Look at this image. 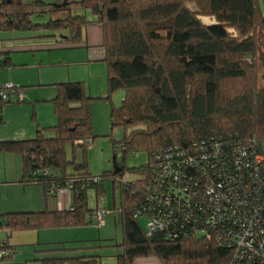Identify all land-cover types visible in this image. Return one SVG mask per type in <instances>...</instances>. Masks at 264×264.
Returning a JSON list of instances; mask_svg holds the SVG:
<instances>
[{
  "label": "trees",
  "instance_id": "obj_1",
  "mask_svg": "<svg viewBox=\"0 0 264 264\" xmlns=\"http://www.w3.org/2000/svg\"><path fill=\"white\" fill-rule=\"evenodd\" d=\"M200 15L215 22L205 23ZM91 23L102 27L95 59L107 65L106 98L126 91L111 113L112 128L125 130L122 140L113 139L116 166L94 175L84 156L79 161L76 150L85 154L98 137L95 97L85 82H59L50 99L57 124L40 125L31 138L0 140V149L21 155L22 181L41 183L46 198L72 183V204L0 214L6 231L0 263L13 260L16 246L8 239L15 230L97 221V211L106 207H90L88 192L93 188L100 195L110 176L121 185L124 236L117 243V264L150 258L159 264H237L233 234L243 227L248 186L255 179L249 165L256 153L264 155V0H0V32L44 29L45 35L61 34L83 46ZM1 52L0 67L12 64ZM11 102L0 96V123ZM137 153H146L148 163L126 167L127 156ZM131 174L136 177L129 179ZM211 188L213 196L220 194L217 201ZM141 216L161 228L149 234ZM87 248L41 244L36 251L45 256L35 260L102 264L100 254L75 253Z\"/></svg>",
  "mask_w": 264,
  "mask_h": 264
},
{
  "label": "rangeland",
  "instance_id": "obj_2",
  "mask_svg": "<svg viewBox=\"0 0 264 264\" xmlns=\"http://www.w3.org/2000/svg\"><path fill=\"white\" fill-rule=\"evenodd\" d=\"M52 2L53 0H45ZM190 8L199 10L195 2L189 3ZM202 20L209 21L210 16L200 15ZM89 18H93L89 15ZM34 20L46 21V17H35ZM4 40L1 51L11 48L9 55L18 65L12 67H0V84L2 86L13 85L15 82H24L23 88H2L11 93L9 98L11 104H5L6 117L0 123V137L10 139H20V135H27L25 138L34 137L37 134L40 124L50 126L57 124L58 116L55 112L51 96L57 91V84L65 81H82L87 86V91L95 98L92 100L93 128L98 137L95 139L85 154L82 149H77L76 154L79 161L85 157L94 175H103L114 168V142L122 140L125 130L122 127L112 128L111 113L113 107L122 104L126 91L120 89L114 92L111 98L107 97V65L103 60L90 59L91 49L100 47L102 43V27L99 24L87 25V41L83 46H76L70 41L61 39L58 36L45 35L47 31L38 29L35 31L6 30L1 31ZM88 43V46H87ZM5 47H4V46ZM5 48V49H4ZM262 82L264 83V67L262 69ZM25 92V101H18V93ZM35 114V116H34ZM72 149L69 155L72 156ZM121 160V159H119ZM149 157L146 153L130 154L125 161L126 167L140 166L148 163ZM22 157L18 152H7L0 149V210L10 207L15 210L20 206H44L45 210L55 209L60 202V196H49L46 198L44 188L41 183L22 181ZM134 174L129 175V179H134ZM68 192V191H67ZM121 185L114 182L109 176L105 178L104 188L100 195L91 188L88 192V202L90 207H103L107 212L106 223L100 228L93 218V223L79 227L64 228L57 234L60 236H71L75 239H63L52 242L55 244L66 243L69 246L82 244L91 246L85 250L75 252L77 254L98 255L102 264H117V254L122 249L117 245L123 239V226L120 207ZM116 206V207H115ZM24 208V207H20ZM38 208V207H36ZM26 210V209H19ZM39 211V210H35ZM10 212V211H4ZM2 219V215H0ZM3 220V219H2ZM141 224L146 228L148 219L140 217ZM41 233L54 229H40ZM39 230H28L21 232H33ZM101 233V234H100ZM2 233L0 232V236ZM13 236L10 237L12 240ZM70 238V237H69ZM31 237H18L19 248H16L14 262L0 264H41L36 258L45 256L42 252L33 249L30 254L25 250L31 248ZM49 244V243H48ZM47 245V244H45ZM50 246V245H49ZM94 247V248H92ZM16 260H21L17 262Z\"/></svg>",
  "mask_w": 264,
  "mask_h": 264
},
{
  "label": "built area",
  "instance_id": "obj_3",
  "mask_svg": "<svg viewBox=\"0 0 264 264\" xmlns=\"http://www.w3.org/2000/svg\"><path fill=\"white\" fill-rule=\"evenodd\" d=\"M1 49L2 43L0 42V58L3 57ZM2 88L16 89L13 85L3 86ZM10 94L7 90H4L0 93L1 99L9 98ZM18 97L23 98L21 91L18 93ZM241 152L243 155H247L246 150ZM249 167L250 170L255 172V179L253 184L248 186L250 191L246 203L247 210L243 215V227L233 234V239L237 249V264H264V155L260 152L256 153ZM71 187L72 183H70L69 188L60 189L58 196L65 195L66 191ZM208 193L216 201L220 198V194L213 196V188ZM105 214L106 211L104 210L97 211L96 219L99 224L104 222ZM161 226L155 220H151L148 224V233L151 234L161 228Z\"/></svg>",
  "mask_w": 264,
  "mask_h": 264
},
{
  "label": "crops",
  "instance_id": "obj_4",
  "mask_svg": "<svg viewBox=\"0 0 264 264\" xmlns=\"http://www.w3.org/2000/svg\"><path fill=\"white\" fill-rule=\"evenodd\" d=\"M205 23H208V24H210V23H214L215 22V19H214V17H211L210 16V19H209V21H205V20H203ZM0 39L1 40H4V38H2V36H1V33H0ZM4 46V45H3ZM5 47V46H4ZM5 49V48H4ZM95 50H96V48H94V49H91V51H90V59H95V55H96V52H95ZM12 50H11V48H6V50H5V52H6V54H8L9 55V53L11 52ZM10 56V55H9ZM11 57V56H10ZM11 62H12V64H10V65H8V66H5V67H2V68H6V67H12V66H15V65H18L16 62H14L13 60H12V58H11ZM22 83H24V82H15V84H13L14 86H16V87H19V88H23V86L22 85H25V84H22ZM0 86H2V84H0ZM22 92V94H23V98H24V100L22 101V102H20V103H23L24 101H25V92H23V91H21ZM54 96V95H53ZM53 96H51V97H53ZM12 100V99H11ZM12 101H14V100H12ZM11 104V103H10ZM34 116H35V114H34ZM5 117H6V110H4V107H3V109H2V123L4 122V119H5ZM41 125V124H40ZM42 126V125H41ZM27 135H20L19 137H20V139H27V138H25ZM8 140V139H10V138H8V137H0V140ZM10 140H17V139H10ZM68 191V192H67ZM66 191V193H65V195H61L60 196V202L58 203V206H55L56 208L55 209H51V210H59V209H65V208H68V207H70L71 206V204H72V200H73V197H72V193L69 191V190H67ZM20 207H24V208H20ZM20 207H18L17 209H15V210H11V208L10 207H8V208H4L5 210H0V214H2V213H5L4 211H27V210H31V211H35V210H39V211H41L42 209H44V206H36V207H38V208H36V207H34V206H20ZM46 207V209L45 210H48L47 208H48V206H45ZM19 209H26V210H19ZM106 214H107V212H106ZM105 214V220H104V222L102 223V224H99L98 222H97V224H98V226H99V228L103 225V224H105L106 223V217H107V215ZM72 228V227H71ZM60 229H64V228H60ZM60 229H58V228H55L54 230H49V231H45V232H47V233H41L42 232V230L40 231H36L35 233H34V231L33 232H21V231H17V230H15L14 232H12V235H11V237L13 236V238H12V240H10V238L8 239V241H9V243L10 244H12V245H14V246H16V248H19V246L21 245L20 244V242L18 241V237H21V236H23V235H25V236H29V237H31V248H28V249H26L25 250V253H28L29 255L27 256V257H31V253L33 252V249L36 251V248L39 246V245H41V244H48V243H52V242H56V240L58 241V242H60V241H62L63 239H75V238H73V237H71V236H60V235H55V234H52V235H50L49 233L50 232H58V230H60ZM24 231H28V230H24ZM0 232L2 233V235H5V233H6V231H5V229H3V228H1L0 227ZM101 234V233H100ZM1 235V236H2ZM0 236V237H1ZM15 258L13 257V260H14ZM12 260V262H14ZM17 262H21V260H16ZM11 262V263H12ZM138 264H159V262L156 260V259H140L139 261H138Z\"/></svg>",
  "mask_w": 264,
  "mask_h": 264
},
{
  "label": "water",
  "instance_id": "obj_5",
  "mask_svg": "<svg viewBox=\"0 0 264 264\" xmlns=\"http://www.w3.org/2000/svg\"><path fill=\"white\" fill-rule=\"evenodd\" d=\"M114 165L116 166V156H114Z\"/></svg>",
  "mask_w": 264,
  "mask_h": 264
}]
</instances>
